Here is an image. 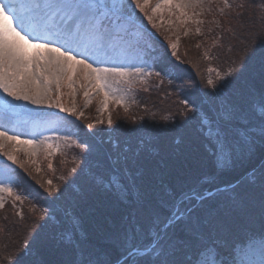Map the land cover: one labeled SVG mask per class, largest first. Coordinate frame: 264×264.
I'll use <instances>...</instances> for the list:
<instances>
[{
  "label": "trees",
  "instance_id": "1",
  "mask_svg": "<svg viewBox=\"0 0 264 264\" xmlns=\"http://www.w3.org/2000/svg\"><path fill=\"white\" fill-rule=\"evenodd\" d=\"M261 17L264 0L241 1L228 14L221 35L215 34L214 44L207 47L217 50L216 62L225 63V71L235 69L224 81L229 90L226 96L218 94L219 90L215 95L214 89L207 86L209 57L201 49L195 50L196 46L190 44L180 48L177 56H170L169 50L151 38L143 56L162 74L167 72L170 79L154 75V87L142 90L140 111L114 121L113 132L118 134V140L110 136V130L102 131L82 117L93 127H76L82 139L93 145V151L83 152L81 164L67 165L64 180L51 176L52 185L59 186L62 196L48 194L44 175L34 178L24 170L17 172L23 184L66 226L63 229L69 230L71 237L65 239L44 217L37 219L42 216L34 208L23 207L24 214L16 217L12 206L7 205L0 211V264H15L28 251L27 244L31 245L28 264H63L70 259V249L77 250L78 260L81 242H87L102 259H111L113 264L117 260L124 264L126 259L133 264L147 257L149 251L140 247L130 255H122L125 248H131L133 243L146 244L150 239L165 245L178 244L188 237L205 242L211 238L223 244L239 236L245 245L262 239L260 175L264 159L259 152L253 155L238 149L231 165L219 166L198 114H181L186 108L196 107L219 123L226 118V109L243 103L247 118L240 119L238 125H250L251 131H257L255 125L264 112L259 104L264 65L257 51L259 41L249 39V30L253 26L259 30ZM216 39H220L219 45ZM254 52L255 58L249 61ZM184 100L187 105L181 103ZM153 115L165 118L157 120ZM238 130L243 132L242 128ZM125 154L130 162L128 188L120 191L99 182L94 173L110 174L118 158L123 167ZM73 167L77 169L75 173L70 171ZM214 189L208 196L196 198ZM176 207L183 208V219L175 224L169 222L165 229ZM7 219L11 220L8 224ZM45 223L44 231L35 239L39 226ZM158 251L151 253V258L155 259Z\"/></svg>",
  "mask_w": 264,
  "mask_h": 264
},
{
  "label": "snow or ice",
  "instance_id": "2",
  "mask_svg": "<svg viewBox=\"0 0 264 264\" xmlns=\"http://www.w3.org/2000/svg\"><path fill=\"white\" fill-rule=\"evenodd\" d=\"M149 2L150 0H127V2L125 0H48L46 3H41V0H0V91L15 101L35 105L37 109L56 108L75 115L71 109L65 108L58 98H54L52 93L59 92L61 82L65 79L70 86L72 80L70 73L79 66L89 85L105 93L103 100L105 105L109 97L114 98L117 103L124 101V93L126 90H131L134 78L146 74L143 67L135 66L132 62L146 53L151 39L147 29L141 27L142 21L137 10L143 13L153 28L157 27L153 15L147 10ZM202 4L203 0H163V3H157L152 11L168 7L170 11L179 12L181 17H187L188 8ZM225 5L228 6L227 0ZM249 31V39L259 41L257 51L264 65V17L260 19L258 31L255 26ZM169 44L173 49L172 54L175 55L176 43L169 41ZM247 50L245 47L244 51ZM255 56L256 52L248 57L249 61ZM104 64L111 66H101ZM233 71L235 69H230L226 75L231 76ZM147 75H152V72H147ZM156 75H159V72ZM222 79L224 77L217 73V80ZM207 86L219 90L217 81L211 78L207 80ZM84 95L88 96V92L85 91ZM181 103L187 105L188 101L184 100ZM259 104L264 109V77L259 92ZM196 111V108H186L181 114L186 115L187 112ZM245 118H247L245 106L241 103L238 107L226 109V118L219 123L210 122L206 126L205 136L219 163L231 162L236 157L238 149L253 155L259 152L264 159V112L259 117V123L255 125L257 131H251L250 125H238V121ZM0 122L11 123L13 127H31L33 135H36L39 129H47L54 125L56 120L51 113L27 109L25 105L8 102L5 110L0 112ZM107 123L109 127L112 126L111 116ZM87 127L91 129L93 125L88 124ZM238 128H242L243 132ZM0 129H2L0 151H3L6 142L32 145L34 150L53 148V145L47 143L49 137L35 141L21 140L19 133L14 132L9 135L3 124H0ZM55 139L68 142L71 136H57ZM72 143L82 152L93 151V145L87 140H74ZM55 147L60 148V144H56ZM3 155L13 163L19 162L12 152L3 151ZM129 163L127 154L124 157L123 167L119 158L116 160V166L107 178L109 188L118 190L128 188ZM20 167L27 171L24 164L21 163ZM48 167L51 169L52 164L49 163ZM70 171L75 173L77 169L73 167ZM60 179L64 180L65 177L61 176ZM260 182L262 239L259 248L264 250V166L261 168ZM47 183L49 187L46 191L49 195L54 196L56 193L63 195L58 185H52L51 180ZM0 185H4V181H0ZM2 193L11 195V187L0 186V194ZM15 199L19 200L20 197L16 196ZM4 204L5 198L0 195V209L4 208ZM183 216L184 213L176 208L168 221L172 224L179 223ZM39 227L40 231L36 233L35 239H39L46 223ZM164 227L167 229L168 224ZM125 239L127 240V236ZM25 247L28 251H24L15 264H28L26 258L31 254V245L27 244ZM140 247L149 251V255L133 264H251L249 256L254 249L251 245L246 246L243 238L239 236L225 240L223 244L211 238L205 242L202 239L188 237L174 245L157 243L151 239L143 245L133 243L131 248H125L122 255L125 253L130 255L132 249ZM157 250L159 251L155 259L151 258V253ZM76 253V249L68 250L70 259L63 264H113L111 259H102L100 253L87 242L79 244L78 260ZM115 264H119V260ZM124 264H129V261L126 259Z\"/></svg>",
  "mask_w": 264,
  "mask_h": 264
},
{
  "label": "rangeland",
  "instance_id": "3",
  "mask_svg": "<svg viewBox=\"0 0 264 264\" xmlns=\"http://www.w3.org/2000/svg\"><path fill=\"white\" fill-rule=\"evenodd\" d=\"M241 1L245 3V0H227L228 6H226L225 0H203L202 5L196 6L194 8H188L186 10L187 17H181L179 12H175V10L170 11L168 7H161L158 11L153 12L152 9L155 7V5L157 3H163V0H150L149 4L147 5V10L149 11V14L153 15V19L157 25L154 30L168 43L169 41L176 43V54L173 56H177L178 50L180 48L185 49L188 48L190 44H194L196 46L195 50L201 49L207 55V57H209V59H206L207 63L209 64L207 65V70L205 68L206 74H208V79L211 78L214 81H217V73L224 77V79L221 81L218 80V88L219 85H224L225 87L227 84L224 81L227 79L226 73L228 70H225L228 67H223L225 63L220 64L219 62H216L217 57L215 54L217 50L215 52L212 48L207 47H212L214 44L215 41H213V38L215 34H218V37L221 35L219 32L221 29L227 26L225 23L227 21L228 14L236 7H239ZM46 2H48V0H41V3ZM125 2H127V0H125ZM137 14L139 18H142L148 25L152 27V24L147 21V18L144 17L143 13H139L137 10ZM197 21H202V23H197ZM197 29H199V31H197ZM217 41V45H219L220 39H216V42ZM171 52L173 53V49ZM211 54H214V56ZM132 64L143 67L146 74L142 77L134 78V83L131 85V90L125 91V100L120 103H117L114 98L109 97L105 105L103 103L105 93L98 91L89 85L88 81L84 79L83 73L81 72L79 66H76L75 71L70 73L72 77L71 85L69 86V83L66 79L63 80L61 82L59 92L53 91L52 95L54 98H58L59 102L62 103L65 108L71 109L76 116H80L81 118L83 117L85 120L98 127V129H102V131L103 129L106 131L110 130V136L117 141L118 134L113 132L115 131L114 121L117 118L121 119L122 116L127 113H136V111H140V104L142 103V100H144L142 90L154 87V82L156 79L154 75H156L157 72H159V75L156 76L162 79H170L167 72L162 74L161 71H159L147 58H144L142 55L140 59L134 60ZM101 66L107 67L111 65L104 64ZM126 66L132 65L126 64ZM149 71L152 72V75H147V72ZM224 87H220L218 94H221L222 96L228 95L229 90L227 87L223 89ZM53 89H55V85H53ZM85 91L88 92V96L84 95ZM214 91L216 95V90ZM8 102L12 104L25 105L27 109L51 113L53 119L56 120V123L49 126L47 129H39L37 134L33 135L31 127H13V124L11 123L0 122V124H3V127L7 129L9 135H12L14 132H16L19 133V138L21 140L31 139L34 141L43 139L44 137H49L47 143L53 145V148L50 150H45V148H38L34 150L32 145H21L16 142H6L4 144L3 151L12 152L17 156L19 161L18 163H13L12 161L7 160V158L3 155V151H0V181H4V185L0 186H8L12 189L11 195L8 193L0 194L5 198L4 208L7 205H11L12 207L10 209L12 213H14L16 217H19L24 214L21 208L30 206L37 210L36 212L40 216L44 217L48 224L52 225V227H54L57 232H60L65 239H68L71 237L70 231L63 229L66 228V226L64 227L62 223L59 222L54 212L49 210L44 205V203L36 198L29 188L23 184L22 180L20 179V176L22 175L17 173V167H20V164L22 163L27 168V171H25L24 168H20L25 172H28L29 175L36 178V175L42 174L47 177V181H49L52 179V175L58 180L61 176L67 174L65 169L67 165L72 167V165L81 164V159L85 158V156L83 155V152L77 148L74 143H72L74 140H83L78 128L75 126V122L71 119L75 115H72L68 112H62L56 108L37 109V106L35 105L27 104L24 101H15L12 97L7 96V94L3 91H0V112L5 110L6 104ZM227 107L230 108V106ZM125 108H127V111H125ZM196 109V113L201 119L202 127L205 126L206 128L210 122L216 123L215 117L209 115L199 108ZM62 113L68 114L69 117L67 116V118L69 120H66V117ZM214 114L216 115V111ZM109 116H111L113 120L111 127H109L107 123ZM164 116L168 117L166 114H164ZM92 117L93 119H91ZM153 117L157 120L165 118L163 116L157 118L155 115H153ZM99 121H103V123H99ZM64 135L71 136V140L65 142L63 139H55L57 136L63 137ZM56 144H60V148L57 149L55 147ZM49 152H51V155H49ZM231 162L227 164L218 162V165L224 167L231 165ZM49 163L52 164L51 169L48 167ZM110 174L104 173L102 175L101 172H98L97 174L94 173V175H98L97 177H99L97 180L105 184H107V178L110 176ZM16 196H19L20 199L16 200ZM176 208H179L180 211L183 212L182 207ZM176 208L174 209V213ZM1 210L2 209H0V211ZM10 222L11 220L7 219V224ZM260 241L261 240L259 239L257 241H251L247 244L254 247L252 253L249 256L251 264H264V250L259 248ZM134 250L133 252H135Z\"/></svg>",
  "mask_w": 264,
  "mask_h": 264
},
{
  "label": "water",
  "instance_id": "4",
  "mask_svg": "<svg viewBox=\"0 0 264 264\" xmlns=\"http://www.w3.org/2000/svg\"><path fill=\"white\" fill-rule=\"evenodd\" d=\"M167 223H168V222H167ZM167 223H166V224H167Z\"/></svg>",
  "mask_w": 264,
  "mask_h": 264
}]
</instances>
